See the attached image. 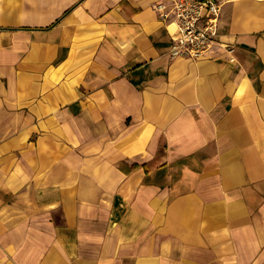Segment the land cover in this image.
Wrapping results in <instances>:
<instances>
[{
  "label": "crops",
  "instance_id": "1",
  "mask_svg": "<svg viewBox=\"0 0 264 264\" xmlns=\"http://www.w3.org/2000/svg\"><path fill=\"white\" fill-rule=\"evenodd\" d=\"M161 1L0 0V264H264V0Z\"/></svg>",
  "mask_w": 264,
  "mask_h": 264
},
{
  "label": "built area",
  "instance_id": "2",
  "mask_svg": "<svg viewBox=\"0 0 264 264\" xmlns=\"http://www.w3.org/2000/svg\"><path fill=\"white\" fill-rule=\"evenodd\" d=\"M222 7L218 0H168L155 6L171 36L172 59L201 61L214 47L223 45L219 33Z\"/></svg>",
  "mask_w": 264,
  "mask_h": 264
},
{
  "label": "rangeland",
  "instance_id": "3",
  "mask_svg": "<svg viewBox=\"0 0 264 264\" xmlns=\"http://www.w3.org/2000/svg\"><path fill=\"white\" fill-rule=\"evenodd\" d=\"M221 4H222V2H221V0H218ZM161 2H165V1H161ZM158 3H160V2H158ZM158 3H156L155 5H154V10H155V6L158 4ZM223 5V4H222ZM223 8V7H222ZM157 13V12H156ZM158 15V14H157ZM221 18H222V11H221Z\"/></svg>",
  "mask_w": 264,
  "mask_h": 264
}]
</instances>
